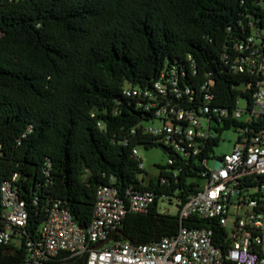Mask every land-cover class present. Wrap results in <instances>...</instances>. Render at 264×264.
Masks as SVG:
<instances>
[{
  "label": "trees",
  "instance_id": "trees-1",
  "mask_svg": "<svg viewBox=\"0 0 264 264\" xmlns=\"http://www.w3.org/2000/svg\"><path fill=\"white\" fill-rule=\"evenodd\" d=\"M248 36L257 48L251 57L264 55L260 0H0V182L16 174L28 213L19 242L0 244V264H23V238L37 237L52 202L85 227L97 187L107 184L155 195L147 210L128 212L110 240L147 243L174 233L180 223L222 233L211 219L180 222L155 203L173 198L179 205L195 191L203 160L224 129L246 127L248 137L264 129V114H249L261 74L230 68L249 52L234 47ZM170 68L180 94L166 84V98L211 121L213 135L194 155L143 132L142 122L153 116H137L145 113L137 106L143 101L123 93L153 90ZM206 80L212 81L210 99L200 90ZM240 98L246 106L236 118ZM138 145L167 148L155 181L136 176L142 168L132 149ZM65 262L84 264V255Z\"/></svg>",
  "mask_w": 264,
  "mask_h": 264
},
{
  "label": "built area",
  "instance_id": "built-area-1",
  "mask_svg": "<svg viewBox=\"0 0 264 264\" xmlns=\"http://www.w3.org/2000/svg\"><path fill=\"white\" fill-rule=\"evenodd\" d=\"M253 43V36H248L245 43L235 44L238 52H249L245 57L236 56L230 68L261 74L249 111L256 118L264 114V55L251 57L257 51L252 49ZM166 84L180 94L173 68L161 72L153 90L132 87L124 88L123 93L142 100L137 106L158 121L156 126L142 123L143 132L159 136L165 146L178 152L194 155L202 141L213 135L211 121L171 103L166 98ZM211 85V80L200 85L206 99L211 97ZM203 109L208 111L207 106ZM223 113L221 109L218 115ZM233 114L240 118L241 108L235 107ZM247 131L246 127L238 129L230 152L211 154L203 160L202 183L176 205L180 222L189 216L211 219L222 233L207 226L186 227L180 223L174 233L147 243L110 240L109 233L125 215L147 210L155 195L150 190L120 191L111 184L100 185L85 227L79 226L58 202L48 206L37 237L23 238V264H66L67 257L76 255H84V264H264V129L249 137ZM132 154L139 158L136 148ZM210 157L213 162L209 166ZM137 166L142 168L140 158ZM16 179L13 174L0 182V244H17L27 224L26 204L14 185Z\"/></svg>",
  "mask_w": 264,
  "mask_h": 264
},
{
  "label": "rangeland",
  "instance_id": "rangeland-1",
  "mask_svg": "<svg viewBox=\"0 0 264 264\" xmlns=\"http://www.w3.org/2000/svg\"><path fill=\"white\" fill-rule=\"evenodd\" d=\"M264 6V1L261 2ZM239 108L246 106V101L242 98L238 101ZM153 126L158 125L157 120H149L148 122H142ZM237 136V132L233 128L224 129L219 138L218 144L213 148V155L220 156L223 153L231 151L232 144ZM137 154L141 159L142 171L137 173V178L142 183H147L152 180L155 181L158 177L159 169L157 165L164 166L169 157L168 153L160 145H155L150 148H145L141 145L136 146ZM213 162L212 157L207 160V165H211ZM198 183H202L201 178H196ZM157 210L159 212H167L169 214H175L177 212L176 202L171 198L170 202L166 199L159 200L157 203Z\"/></svg>",
  "mask_w": 264,
  "mask_h": 264
},
{
  "label": "water",
  "instance_id": "water-1",
  "mask_svg": "<svg viewBox=\"0 0 264 264\" xmlns=\"http://www.w3.org/2000/svg\"><path fill=\"white\" fill-rule=\"evenodd\" d=\"M136 115H137V116L143 115V116H145V117H148V116H149L148 113H137ZM162 148H163L164 150L167 149L166 147H162Z\"/></svg>",
  "mask_w": 264,
  "mask_h": 264
}]
</instances>
